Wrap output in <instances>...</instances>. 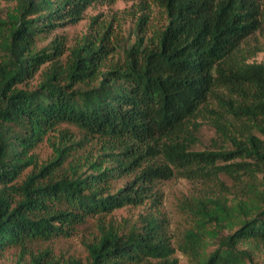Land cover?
<instances>
[{"label":"trees","instance_id":"16d2710c","mask_svg":"<svg viewBox=\"0 0 264 264\" xmlns=\"http://www.w3.org/2000/svg\"><path fill=\"white\" fill-rule=\"evenodd\" d=\"M14 1L0 17V255L97 217L85 264H178L176 250L189 264H263L264 62L239 53L260 26V0H143L162 10L161 27L145 37L142 16L115 61L105 35H86L63 63L59 41H37L93 0ZM203 122L219 145L197 147ZM63 124L101 152L68 159L81 143ZM53 132L55 154L38 165L32 149ZM174 177L212 183L181 201L190 225L177 240L158 211L123 226L106 219L156 201L157 182ZM222 177L241 194L230 198ZM52 256L45 248L20 264H58Z\"/></svg>","mask_w":264,"mask_h":264},{"label":"rangeland","instance_id":"374dc122","mask_svg":"<svg viewBox=\"0 0 264 264\" xmlns=\"http://www.w3.org/2000/svg\"><path fill=\"white\" fill-rule=\"evenodd\" d=\"M14 0H0V17L6 18L9 11L14 6ZM145 16L141 34L145 37L153 30L164 24V14L162 10L152 4H145L143 0H93L83 10L80 16L71 22H65L55 27L47 37L37 41L36 47L42 48L50 45L52 41L61 43V53L58 59L63 63L70 53V50L81 43L86 35L98 38L106 36L108 45L113 47L109 53L107 61L119 59L122 49L128 47L135 39V32L139 19ZM50 51L51 49L48 48ZM240 55L247 62H264V0H260V26L240 45ZM49 62L44 63L33 75V84L39 79L43 69L48 67ZM216 107V102L211 101ZM201 120V119H199ZM61 129H67L72 140L80 142L72 151L68 159L78 156L83 160L86 155L95 156L101 152L100 141L96 138L84 139L83 133L73 125L63 124ZM200 141L198 148H213L219 145L220 138L216 135L214 128L207 123L200 127ZM58 132L50 133L32 149L38 165L51 159L55 152L53 143L59 141ZM30 169L27 168L25 173ZM228 186L227 195L232 198L241 194L240 191L226 178L222 177ZM122 181L118 183L120 185ZM212 183H205L198 180H189L183 177H174L157 182L154 187L157 200L148 198L141 205L122 206L112 211L106 219L116 221L121 226L135 221L139 214L158 211L160 215L166 217L168 229L172 236V241L177 240L183 231L190 225L189 221L180 209L181 201L198 196L211 189ZM155 196V195H154ZM97 233V217H90L83 224L77 226L76 230L65 237H56L50 241L32 242L26 250L19 248H9L0 255V264H20L30 259L32 254L43 249H49L52 257L57 259L58 264H67V261L74 259L79 264H85L87 251L83 241L92 239ZM175 256L178 264H189L187 257L176 250ZM255 260L264 264V249L254 253Z\"/></svg>","mask_w":264,"mask_h":264}]
</instances>
